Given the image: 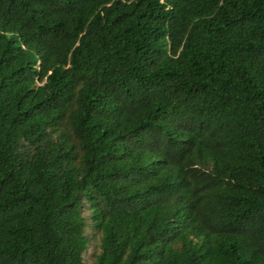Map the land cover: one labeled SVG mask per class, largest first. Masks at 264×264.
<instances>
[{
	"label": "trees",
	"instance_id": "obj_1",
	"mask_svg": "<svg viewBox=\"0 0 264 264\" xmlns=\"http://www.w3.org/2000/svg\"><path fill=\"white\" fill-rule=\"evenodd\" d=\"M0 264H264V0H0Z\"/></svg>",
	"mask_w": 264,
	"mask_h": 264
},
{
	"label": "rangeland",
	"instance_id": "obj_2",
	"mask_svg": "<svg viewBox=\"0 0 264 264\" xmlns=\"http://www.w3.org/2000/svg\"><path fill=\"white\" fill-rule=\"evenodd\" d=\"M97 241L94 238H90L87 244L86 250L83 253V260L89 263L92 260V254L96 252Z\"/></svg>",
	"mask_w": 264,
	"mask_h": 264
}]
</instances>
